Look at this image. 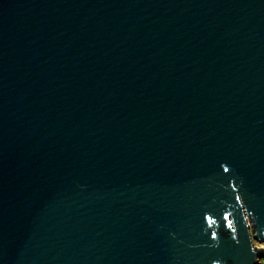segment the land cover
Here are the masks:
<instances>
[{
	"label": "water",
	"instance_id": "obj_1",
	"mask_svg": "<svg viewBox=\"0 0 264 264\" xmlns=\"http://www.w3.org/2000/svg\"><path fill=\"white\" fill-rule=\"evenodd\" d=\"M264 0H0V264H262Z\"/></svg>",
	"mask_w": 264,
	"mask_h": 264
},
{
	"label": "rangeland",
	"instance_id": "obj_2",
	"mask_svg": "<svg viewBox=\"0 0 264 264\" xmlns=\"http://www.w3.org/2000/svg\"><path fill=\"white\" fill-rule=\"evenodd\" d=\"M254 244L258 247V248H260V247H264V242L263 243H261V242H258V241H254ZM261 263L262 264H264V260H261Z\"/></svg>",
	"mask_w": 264,
	"mask_h": 264
}]
</instances>
